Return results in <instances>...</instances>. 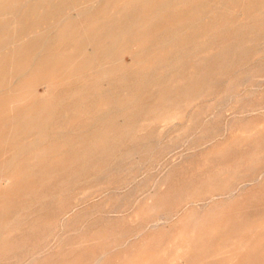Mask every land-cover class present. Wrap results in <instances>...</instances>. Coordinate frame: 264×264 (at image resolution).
Segmentation results:
<instances>
[{"label":"rangeland","instance_id":"1","mask_svg":"<svg viewBox=\"0 0 264 264\" xmlns=\"http://www.w3.org/2000/svg\"><path fill=\"white\" fill-rule=\"evenodd\" d=\"M78 1L0 0V264H264V0Z\"/></svg>","mask_w":264,"mask_h":264},{"label":"bare ground","instance_id":"2","mask_svg":"<svg viewBox=\"0 0 264 264\" xmlns=\"http://www.w3.org/2000/svg\"><path fill=\"white\" fill-rule=\"evenodd\" d=\"M23 1H24V0H23ZM81 1H82V0H81ZM155 1H156V0H155ZM166 1H167V0H166ZM26 2H27V1H26ZM26 2H25V4H26ZM31 2H32V1H31ZM57 2H58V1H57ZM59 2H61V1H59ZM62 2H63V1H62ZM66 2H67V0H66ZM72 2H73V1H72ZM78 2H80V0H79ZM104 2H105V1H104ZM4 3H5V2H4ZM40 3H41V2H40ZM83 3H86V2H83ZM90 3H91V2H90ZM161 3H163V2H161ZM166 3H169V2H165L164 5H165ZM20 4H21V3H20ZM20 4H19V5H20ZM58 4H59V3H58ZM58 4H57V5H58ZM79 4H80V3H79ZM79 4H78V6H79ZM152 4H153V3H152ZM152 4H151L150 6H152ZM0 5H1L3 8H7V6H6L5 4H3V3H1ZM32 5H33V4H32ZM54 5H55V4H53V6H54ZM61 5H63V3H62ZM64 5H65V4H64ZM67 5H68V4H67ZM73 5H74V4H73ZM164 5L161 4V6H163V7H164ZM20 6H21V5H20ZM55 6H56V5H55ZM58 6H60V5H58ZM69 6H70V4H69ZM82 6L84 7V5H82ZM97 6H98V3H97ZM138 6H141V5H138ZM142 6H143V5H142ZM21 7H22V6H21ZM60 7H62V6H60ZM148 7H149V6H148ZM50 8H51V6H50ZM161 8H162V7H161ZM18 9H19V8H18ZM20 9H21V8H20ZM47 9H48V8H47ZM57 9H58V8H57ZM60 9H62V8H60ZM60 9H59V10H60ZM70 9H71V8H70ZM84 9H85V8H84ZM101 9H102V8H101ZM130 9H131V8H130ZM154 9H155V8H154ZM154 9H153V11H154ZM156 9H157V8H156ZM45 10H46V9H45ZM54 10H55V9H54ZM65 10H66V9H65ZM99 10H100V7H99ZM159 10H160V9H159ZM16 11H17V10H16ZM60 11H61V10H60ZM60 11H59V15H61V14L63 13L62 11H61L62 13H60ZM150 11H151V10H150ZM5 12H6V11H5ZM19 12H20V11H19ZM53 12H54V11H53ZM53 12H52V14H53ZM64 12H65V11H64ZM69 12H70V11H69ZM45 13H46V12H45ZM45 13H44V16H45ZM71 13H72V12H71ZM155 13H156V12H155ZM32 14H33V13H32ZM41 14H42V13H41ZM48 14H49V12H48ZM55 14H56V13H55ZM68 14H69V13H68ZM68 14H67V15H68ZM94 14H95V13H94ZM94 14H92V16H94ZM98 14H99V12H98ZM124 14H125V13H124ZM150 14H151V13H150ZM152 14H153V13H152ZM3 15H4V13H3ZM13 15H15V14H13ZM17 15H18V13H17ZM42 15H43V14H42ZM59 15L57 14V17H58L57 19H59V21H60V17H61V16L59 17ZM63 15H65V14H63ZM31 16H32V15H31ZM46 16H47V15H46ZM50 16H51V15H50ZM50 16H48L47 18L51 19ZM65 16H66V15H65ZM69 16H70V15H69ZM86 16H87V15H86ZM86 16L84 15L85 18H86ZM96 16H97V15L95 14V17H96ZM121 16H122V15H121ZM121 16H120V17H121ZM12 17H13V16H12ZM41 17H42V16H41ZM53 17H54V16H53ZM62 17H63V16H62ZM62 17H61V18H62ZM82 17H83V16H82ZM88 17H89V15H88ZM90 17H91V16H90ZM95 17H94V18H95ZM99 17H100V16H99ZM151 17H152V15L150 16V18H151ZM0 18H1V17H0ZM13 18H14V17H13ZM43 18H44V17H43ZM55 18H56V17H55ZM72 18H73V17H72ZM4 19H5V18H4ZM10 19H11V18H10ZM45 19H46V18H45ZM62 19H63V18H62ZM95 19H96V18H95ZM95 19H93V17H92L90 20H91V21H92V20L94 21ZM16 20H18V18H17ZM20 20H21V19H19V21H20ZM25 20H26V19H24V21H25ZM33 20H34V19H33ZM39 20H40V19L36 20V22L38 23V24H37V28H40V27H42V26L44 27V25H45V24L47 23V21H48V20L45 21L46 23H45V24L43 23L42 26H40V25H41V22H38ZM54 20L56 21V19H54ZM64 20H65V19H64ZM88 20H89V19H88ZM90 20H89V21H90ZM150 20L152 21V18L149 19L148 22H151ZM11 21H12V20H11ZM11 21H10V24H12ZM43 21H44V20H43ZM43 21H42V22H43ZM49 21H50V20H49ZM57 21H58V20H57ZM59 21H58V22H59ZM62 21H63V20H62ZM85 21H87V19H86ZM98 21H99V20H98ZM100 21H101V20H100ZM102 21H104V20H102ZM0 22H2V21H0ZM3 22H4V21H3ZM32 22H33V21H32ZM34 22H35V21H34ZM60 22H61V21H60ZM60 22H59V23H60ZM69 22H70V21H69ZM73 22H74V21H73ZM82 22H84V21L82 20ZM132 22H133V20H132ZM4 23H5V22H4ZM4 23H2V24H4ZM6 23H9V22H6ZM13 23H14V22H13ZM39 23H40V25H39ZM51 23H53V22H51ZM86 23H87V22H86ZM101 23H102V22H101ZM130 23H131V22H130ZM183 23H184V22H183ZM28 24H29V21H28ZM33 24H34V23H33ZM61 24H62V23H61ZM87 24H89V23H87ZM98 24H99V22H98ZM105 24H106V23H104V26H105ZM124 24H125V23H124ZM124 24H123V26H126V24H125V25H124ZM262 24H263V23H262ZM0 25H1V23H0ZM7 25H9V24H7ZM7 25L4 26V28H5V27H8ZM17 25H18V24H17ZM38 25H39L40 27H38ZM57 25H58V23H57ZM85 25H86V24H85ZM85 25L83 26V28H85ZM113 25H114V24H113ZM156 25H158V24H156ZM165 25H166V24H165ZM179 25H180V24H179ZM2 26H3V25H2ZM45 26H46V25H45ZM55 26H56V24H55ZM99 26H100V24H99ZM99 26L96 25V27H99ZM107 26H108V25H107ZM114 26H116V25H114ZM114 26H113V27H114ZM129 26H131V25H129ZM166 26H167V25H166ZM176 26H177V25H176ZM27 27H28V26H27ZM58 27H59V26H58ZM71 27H72V26H71ZM71 27H70V28H71ZM108 27L111 28L112 26H108ZM161 27H162V26H161ZM168 27H169V26H168ZM33 28H34V27H33ZM51 28H53V27H51ZM55 28H56V27H55ZM114 28H116V27H114ZM118 28H119V27H118ZM121 28H122V27H121ZM125 28H126V27H125ZM171 28H173V26H172ZM171 28H170V29L168 28V31L171 30ZM0 29H1V27H0ZM10 29H12V28H10ZM25 29H26V28H25ZM49 29H50V28H49ZM49 29H48L47 31H49ZM56 29H57V28H56ZM68 29H69V28H68ZM78 29H79V28H78ZM119 29H120V28H119ZM123 29H124V28H123ZM158 29H159V27H158ZM164 29H165V28H164ZM164 29H163V31H164V33H165V30H164ZM19 30H20V29H19ZM21 30H22V29H21ZM27 30H29V29H27ZM31 30H32V29H31ZM39 30H40V29H39ZM41 30H42V29H41ZM50 30H51V29H50ZM82 30H83V29H82ZM95 30H97V29H95ZM105 30H106V29H105ZM116 30H117V29H116ZM116 30H114L115 32H114V35H113V36H115V37H116V35H115V34H116ZM173 30H174V29H173ZM1 31H2V30H1ZM13 31H14V30H13ZM13 31H11V32L13 33ZM34 31H35L34 33H36L37 29L34 30ZM61 31H62V30H61ZM80 31H81V29H80ZM107 31H108V30H107ZM168 31H167V32H168ZM17 32H18V31H17ZM22 32H23V31H22ZM22 32H19L20 36H24ZM26 32H27V31H26ZM45 32H46V31H45ZM66 32H67V31H66ZM121 32H122V31H119V33H121ZM158 32H159V31H158ZM161 32H162V31H161ZM174 32H175V31H174ZM176 32H177V31H176ZM261 32H262V31H261ZM15 33H16V32H15ZM21 33H22V35H21ZM32 33H33V31H32ZM39 33H40V32H39ZM60 33H61V32H60ZM77 33H78V31H77ZM103 33H105V32L103 31ZM112 33H113V32H112ZM119 33H118V34H119ZM142 33H143V32H142ZM146 33H147V32H146ZM152 33H153V32H152ZM156 33H157V32H156ZM171 33H172V32H171ZM17 34H18V33H17ZM25 34H26V33H25ZM37 34H38V33H36V35H37ZM49 34H50V33H49ZM66 34H68V33H66ZM118 34H117V35H118ZM122 34H123V33H122ZM140 34H141V33H140ZM166 34H167V33H165V35H166ZM169 34H170V33H169ZM172 34H173V33H172ZM172 34H171V35H172ZM174 34H175V33H174ZM15 35H16V34H15ZM43 35H44V34H43ZM55 35H56V34H55ZM102 35H103V34H102ZM102 35H101V36H102ZM119 35H120V34H119ZM161 35H162V34H161ZM177 35H178V34H177ZM26 36H28V34H27ZM96 36H98V35H96ZM101 36H100V37H101ZM106 36H107V37H110V36H112V35H111V34H109V35H108V34H107V35H104V37H106ZM149 36H151V35H149ZM166 36H167V35H166ZM174 36L176 37V35H174ZM174 36H173V37H174ZM50 37H51V36H50ZM117 37H118V36H117ZM141 37H143V36H141ZM161 37H162V36H161ZM167 37H168V36H167ZM10 38H11V37H10ZM10 38H9V39H10ZM13 38H16V37L13 35ZM17 38H18V36H17ZM19 38H20V37H19ZM48 38H49V37H48ZM56 38H57V37H56ZM95 38H97V37H95ZM102 38H103V37H102ZM119 38H120V36H119ZM157 38H158V37H157ZM9 39H8V40H9ZM21 39H22V38H21ZM38 39H39V38H38ZM87 39H88V38H87ZM91 39H92V38H91ZM114 39H115V38H114ZM116 39H117V38H116ZM116 39H115V40H116ZM158 39H159V38H158ZM171 39H172V38H171ZM175 39H176V38H175ZM14 40H15V42H16V39H14ZM55 40H56V39H55ZM98 40H99V38H98ZM109 40H110V39H109ZM112 40H113V39H112ZM119 40H120V39H119ZM168 40H169V39H168ZM168 40H167V41H168ZM37 41H38V40H37ZM47 41H48V40H47ZM94 41H95V40H94ZM103 41H104V40H103ZM106 41H107V39H106ZM116 41H117V40H116ZM163 41H164V39H163ZM169 41H171V40H169ZM169 41H168V42H169ZM172 41H173V39H172ZM198 41H199V40H198ZM9 42H10V41H9ZM12 42H14V41H12ZM12 42H11V43H12ZM17 42H18V41H17ZM20 42H21V40H19V43H20ZM35 42H36V41H35ZM41 42L43 43V41H41ZM48 42H49V41H48ZM101 42H102V41H101ZM101 42H100V43H101ZM140 42H141V41H140ZM140 42H139V43H140ZM161 42H162V41H161ZM168 42L166 43L167 45H168ZM52 43H54V41H53ZM84 43H85V42H84ZM84 43H83V44H84ZM87 43L89 44V42H87ZM139 43H138V44H139ZM164 43H165V42H164ZM170 43H171V42H170ZM251 43H252V42H251ZM4 44H5V42H4ZM20 44H23V43L21 42ZM36 44H38V43H36ZM36 44H35V45H36ZM45 44H46V43H45ZM45 44H44V45H45ZM88 44L85 45V46L89 47ZM90 44H91V43H90ZM93 44H94V43H92V46H93ZM47 45H48V44H47ZM47 45H46V46H47ZM52 45H53V44H52ZM52 45H50V47H51ZM141 45H142V47H143V44H142V43H141ZM154 45H155V44H154ZM2 46H3V45H2ZM5 46H8V45L6 44ZM10 46H11V45H10ZM36 46H37V45H36ZM94 46H95V44H94ZM165 46H166V45H165ZM165 46L163 45V47H165ZM3 47H4V46H3ZM3 47H2V48H3ZM18 47H19V45H18ZM18 47H17V48H18ZM38 47H40V46H38ZM87 47H86V48H87ZM144 47H146V45H145ZM161 47H162V46H161ZM169 47H170V46H169ZM2 48H1V49H2ZM31 48H32V46H31ZM33 48H34V47H33ZM44 48H45V46H44ZM138 48H140V47H138ZM158 48H160V47H158ZM165 48H166V47H165ZM28 49H29V48H28ZM34 49H35V48H34ZM45 49L47 50V49H49V48L46 47ZM55 49H56V48H55ZM110 49H111V51H112L113 47H112V48L110 47ZM17 50H18V49H17ZM17 50H16V51L14 50V51H15V54H16ZM31 50H33V49H31ZM35 50H36V49H35ZM35 50H34V51H35ZM40 50H41V49H40ZM51 50H52V49H51ZM101 50H102V49H101ZM153 50H154V49H153ZM44 51H45V50H44ZM107 51H108V53H109V49H108ZM107 51H106V52H107ZM151 51H152V50H151ZM12 52H13V51H12ZM41 52H42V51H41ZM10 53H11V52H10ZM10 53L8 54L9 56H10ZM46 53H47V52H46ZM52 53H54V52H52ZM57 53H58V52H57ZM75 53H76V52H75ZM75 53H74V54H75ZM96 53H97V52H96ZM96 53H95V54H96ZM110 53H111V52H110ZM134 53H135V52H134ZM134 53H133V54H134ZM136 53L138 54V52H136ZM146 53H147V52H146ZM149 53H150V52H149ZM149 53H148V54H149ZM19 54H20V53H19ZM38 54H40V53H38ZM50 54H51V53H50ZM95 54H94V55H95ZM101 54H102V53H101ZM101 54H100V55H101ZM106 54H107V53H106ZM148 54H147V55H148ZM32 55H33V54H32ZM32 55H31V56H32ZM34 55H35V54H34ZM40 55H43V53L40 54ZM83 55H84V54H83ZM100 55H99V56H100ZM108 55H110V54H108ZM139 55H141V54L139 53L138 56H139ZM36 56H37V53H36ZM36 56H32V57H36ZM79 56H80V55H79ZM79 56H78V57H79ZM102 56H104V55H102ZM141 56H142V55H141ZM141 56H139V57H141ZM145 56H146V55H145ZM158 56H159V55H158ZM12 57H15V56H12ZM78 57H76V58H78ZM134 57H135V55H134ZM143 57H144V56H143ZM17 58H18V56L15 57V59H17ZM101 58H102V57H101ZM103 58H104V57H103ZM137 58H138V57H137ZM160 58H162V57H160ZM223 58H224V57H223ZM5 59H8V57L5 58ZM33 59L35 60V59H37V58H33ZM33 59H32V60H33ZM79 59H80V58H79ZM153 59H155V58H153ZM158 59H159V58H158ZM1 60H3V59L1 58ZM34 60L32 61L33 63H34ZM172 60H173V59H172ZM172 60H171V61H172ZM73 61H74V60H73ZM73 61H72V62H73ZM162 61H163V60H162ZM175 61H176V60H175ZM4 62H5V61H4ZM4 62H2V64H3ZM9 62H10V61H8V63H9ZM32 62H31V63H32ZM66 62H67V61H66ZM161 63H162V62H161ZM64 64H65V62H64ZM101 64H102V63H101ZM115 64H116V63H115ZM148 64H149V62H148ZM148 64H146V65H148ZM157 64H158V63H157ZM159 64H160V63H159ZM28 65H29V64H28ZM155 65H156V64H155ZM3 66H4V64H3ZM8 66H10V63H9ZM30 66H31V65H30ZM117 66H118V65H117ZM152 66H153V65H151V67H152ZM162 66H163V65H162ZM165 66H166V65H165ZM178 66H179V65H178ZM198 66H199V65H198ZM151 67H150V68H151ZM163 67H164V66H163ZM163 67H162V68H163ZM160 68H161V67H160ZM82 69H83V68H82ZM147 69H148V68H147ZM158 69H159V67H158ZM174 69H175V68H174ZM169 70H170V69H169ZM64 71H65V69H64ZM81 71H82V70H81ZM149 71H150V70H149ZM171 71H174V70H171ZM171 71H170V73H172ZM5 72H6V71H5ZM5 72H4V73H5ZM66 72H68V71H66ZM66 72H65V73H66ZM113 72H114V71H113ZM167 72H168V71H167ZM4 73H2L1 75H3ZM68 73H69V72H68ZM80 73H81V72H80ZM104 73H105V71H104ZM110 73H112V71H111ZM110 73H109V74H110ZM213 73H215V72H213ZM61 74H62V73H61ZM59 75H60V74H59ZM104 75H105V78H106V74H104ZM104 75H103V77H104ZM116 75H117V74H116ZM213 75H214V74H213ZM117 76H118V75H117ZM214 76H215V75H214ZM1 77H2V76H0V79H1ZM103 77H102V79H103ZM112 77H113V76H112ZM112 77L110 76V78H112ZM3 78H4V77H3ZM171 78H173V77H171ZM171 78H170V81L172 80ZM173 79H175V78H173ZM4 80H5V79H4ZM4 80H2V81H4ZM98 80H99V79H98ZM106 80H108V78H107ZM111 80H112V79H111ZM176 80H177V78H176ZM102 81H105V80H102ZM172 81H173V80H172ZM166 82H167V84H168V81H167V80H166ZM175 82H177V81H175ZM175 82L173 81V83H175ZM1 83H2V82H1ZM102 83H103V82H102ZM162 83H163V82H162ZM98 84H99V82H98ZM163 84H164V83H163ZM165 84H166V83H165ZM169 84L171 85V83H169ZM0 85H1V84H0ZM170 85H169V86H170ZM172 85H173V84H172ZM172 85H171V86H172ZM187 88H188V87H187ZM187 88L185 87V90H187ZM12 89H13V88H12ZM14 89H15V88H14ZM16 89H17V88H16ZM16 89H15V90H16ZM82 90H83V89H80V91H82ZM9 91H10V89H9ZM9 91H8V92H9ZM16 91H17V90H16ZM84 91H85V89H84ZM84 91L82 92L83 94H84ZM13 92H14V91H13ZM1 93H2V92H1ZM11 93H12V92H11ZM66 93H67V92H66ZM78 93H79V92H78ZM78 93H77V94H78ZM2 94H3V93H2ZM4 94H5V93H4ZM6 94H7V93H6ZM6 94H5V95H6ZM16 94H17V93H16ZM18 94H19V93H18ZM80 94H81V93H80ZM83 94H82V95H83ZM162 94H164V92H163ZM166 94H167V93H166ZM62 95H63V94H62ZM82 95H81V96H82ZM167 95H168V94H167ZM7 96H8V95H7ZM10 96H12V95H10ZM13 96H15V95H13ZM18 96H20V95H18ZM55 96H57V95H55ZM63 96H65V94H64ZM71 96H72V95H71ZM71 96H70V97H71ZM81 96H80V97H81ZM163 96H164V95H163ZM176 96H178V93H177ZM179 96H180V95H179ZM179 96H178V97H179ZM4 97H5V96H4ZM8 97H9V96H8ZM15 97H17V96H15ZM15 97H14V99H15ZM59 97L64 99V97H61V95H60ZM74 97L77 98L78 95H74L73 97H71V100L74 99ZM1 98H2V97H1ZM9 98H11V97H9ZM9 98H8V99H9ZM53 98H54V97H53ZM76 98H75V99H76ZM165 98H166V97H165ZM165 98H163V100L160 99V100L163 101V104H162V105H164ZM168 98H169V97H168ZM170 98H171V97H170ZM174 98H175V97H173L172 99L174 100ZM2 99H3V98H2ZM4 99H6V97H5ZM4 99L2 100L3 102H4ZM11 99H13V97H12ZM83 99H84V98H82V100H83ZM166 99H167V98H166ZM175 99H176V98H175ZM54 100H55V99H54ZM54 100H53V101H54ZM58 100H60V99H58ZM61 100H62V99H61ZM61 100H60V102H61ZM77 100H78V99H77ZM79 100H80V98H79ZM79 100H78V103H79ZM168 100H170V99H168ZM179 100H180V98H179ZM8 101H9V100H8ZM11 101H12V100H11ZM73 101H74V100H73ZM176 101L178 102L177 99H176ZM176 101H175V102H176ZM3 102H1V103H3ZM5 102H6V100H5ZM62 102H63V101H62ZM62 102H61V103H62ZM70 102H72V101H70ZM74 102H75V101H74ZM81 102H83V101H80L79 105H81ZM96 102H97V101H96ZM96 102H95V103H96ZM99 102H100V101H99ZM166 102H169V101L166 100ZM175 102H174V103H175ZM6 103H7V102H6ZM6 103H5V104H6ZM58 103H59V102L57 101V104H58ZM66 103L68 104V101H66ZM75 103H76V102H75ZM75 103H72V104L75 105ZM83 103H84V102H83ZM52 104L54 105V103H52ZM64 104H65V103H64ZM69 104H71V103H69ZM69 104L66 105L65 108H67V106H69ZM72 104H71V105H72ZM96 104H97V103H96ZM53 105H51V108H53V107H52ZM58 105H60V103H59ZM62 105H63V104H61V106H62ZM82 105H84V104H82ZM162 105H161V106H162ZM168 105H169V103H168ZM168 105H164V106L167 107ZM170 105H171V104H170ZM170 105H169V106H170ZM172 105H173V102H172ZM172 105H171V108L173 107ZM177 105H178V104L175 103V106H177ZM0 106H1V105H0ZM2 106H3V105H2ZM63 106H64V105H63ZM63 106H62L61 108H63ZM86 106H87V105H86ZM175 106H174V108H175ZM40 107H41V106H40ZM72 107H73V105H72ZM77 107H78V106H77ZM87 107H88V106H87ZM87 107H84V108H87ZM96 107H97V106H96ZM96 107H93V109H95ZM162 107H163V106H162ZM166 107H165V108H166ZM54 108H55V107H54ZM54 108H53V109H54ZM59 108H60V107H59ZM61 108H60V109H61ZM65 108H64V109H65ZM79 108L82 110L83 107H82V108L79 107ZM88 108H89V107H88ZM171 108H170V109H171ZM34 109H35V108H34ZM57 109H58V107H57ZM70 109H71V108H70ZM77 109H78V108H77ZM166 109L168 110L169 108H166ZM17 110H18V109H17ZM47 110H48V109H47ZM54 110H55V109H54ZM67 110H69V109H67ZM84 110H85V109H84ZM86 110L88 111V109H86ZM90 110H92V109H90ZM90 110H89V111H90ZM120 110H121V109H120ZM171 110H172V109H171ZM33 111H34V110H33ZM35 111H36V110H35ZM63 111H65V110H63ZM63 111H62V112H63ZM87 111H86V112H87ZM118 111H119V109H118ZM163 111H165V110H163ZM168 111H169V110H168ZM44 112H47V111H43V114H45ZM51 112H52V111H51ZM51 112H50V114L53 113V112H52V113H51ZM20 113H21V111H19L18 116L20 115ZM32 113H33V112H32ZM32 113H30V114H32ZM63 113H64V112H63ZM68 113L70 114L69 111H68ZM68 113H67V114H68ZM168 113H169V112H168ZM168 113H167V115L170 114V113H169V114H168ZM33 114H34V113H33ZM69 114H68V115H69ZM14 115H15V114H13V116H14ZM46 115H47V114H46ZM52 115H53V114H52ZM56 115H58V114L56 113ZM164 115H165V114H164ZM18 116H15V117H18ZM48 116H49V115H48ZM196 116H197V115H196ZM2 117H5V116H2ZM44 117H45V116H44ZM44 117L42 116V119H44ZM50 117H51V119L53 118L51 115H50ZM67 117H69V116H67ZM56 118H57V116H56ZM58 118H59V117H58ZM12 119H13V118H12ZM1 120H2V119H1ZM14 120H16V119H14ZM10 121H11V120H10ZM22 121H24V120H22ZM39 121H40V120H39ZM49 121H50V120H49ZM1 122H2V121H1ZM4 122L6 123V121H4ZM41 122H42V121H41ZM41 122H39V123L41 124ZM5 123H4V124H5ZM39 123H38V125H39ZM42 123H43V122H42ZM24 124H25V123H24ZM34 124H36V123H34ZM34 124H33V125H34ZM44 124H45V123H44ZM79 124H80V123H79ZM81 124H82V123H81ZM26 126H27V124H26ZM31 126H32V124H31ZM39 126H40V125H39ZM54 126H56V125H54ZM70 126H71V125H70ZM79 126H80V125H79ZM21 127H22V124H21ZM23 127H24V126H23ZM42 127H43V125H42ZM32 128H33V127H32ZM39 128H40V127H39ZM39 128H38V129H39ZM48 129H49V126H48ZM67 129H71V128L68 127ZM67 129H66V131H67ZM79 129H82V128H78V131H80ZM98 129H99V128H98ZM39 130H41V129H39ZM53 130H54V129H53ZM55 130L58 131L57 129H55ZM60 130H61V129H60ZM34 131H36V130H34ZM41 131H42V130H41ZM49 131H50V130H48V131H46V132H49ZM51 131H52V129H51ZM51 131H50V132H51ZM68 131H70V130H68ZM98 131H99V130H98ZM36 132H37V131H36ZM36 132H34V133H36ZM62 132H63V131H62ZM1 133H2V132H1ZM26 133H27V132H26ZM34 133H33V134H34ZM40 133H42V132H40ZM33 134H32V135H33ZM47 134H48V135H47ZM47 134H45V135L47 136V138H49V137L52 135V134H49V133H47ZM53 134H54V133H53ZM61 134H62V133H61ZM100 134H102V133H100ZM38 135H40V134H38ZM38 135H37V136H38ZM49 135H50V136H49ZM58 135H60V133H59ZM68 135H69V134H68ZM68 135H67V136H68ZM107 135H108V134H107ZM2 136H3V135H2ZM2 136H1V137H2ZM24 136H26V135H24ZM24 136H23V137H24ZM35 136H36V135H35ZM35 136H34V137H35ZM63 136H64V135H63ZM63 136L61 135V138H62ZM98 136H99V134H98ZM104 136L106 137V134H105ZM104 136H103V137H104ZM54 137H57V136H54ZM58 137H59V136H58ZM77 137H78V135H77ZM80 137H81V135H80ZM95 137H96V136H95ZM66 138H67V137H66ZM66 138H65V139H66ZM85 138H86V137H85ZM85 138H84V139H85ZM36 139L38 140L37 137H36ZM42 139H43V138H42ZM42 139H41V140H42ZM45 139H46V138H45ZM45 139H43V142L45 141ZM52 139H53V138H52ZM67 139H68V138H67ZM78 139H79V138H78ZM101 139H103V138H101ZM101 139L99 138V140H101ZM32 140H33V138H32ZM34 140H35V139H34ZM37 140H36V141H37ZM46 140H47V139H46ZM53 140H54V139H53ZM56 140H57V139H56ZM94 140H95V139H94ZM99 140H98V142H101V141H99ZM104 140H105V138H104ZM104 140H102V141H104ZM5 141H6V140H5ZM29 141H30V140H29ZM63 141H64V140H63ZM74 141H75V140H74ZM92 141H93V140H92ZM9 142H10V141H9ZM30 142H31V143H30ZM30 142H29V146H30V144H32V141H30ZM33 142H34V141H33ZM37 142H38V141H37ZM52 142H53V141H52ZM52 142L50 141V144H51ZM84 142H85V141H84ZM26 143H27V142H26ZM41 143H42V141H41ZM92 143H93V142H92ZM27 144H28V143H27ZM39 144H40V143H39ZM56 144H57V143H56ZM71 144H73L72 141H71ZM82 144H83V143H82ZM6 145H7V144H6ZM25 145H26V144H25ZM25 145H24V146L21 145V146H23V147L21 148V150L25 147ZM86 145H87V144H86ZM7 146H8V145H7ZM21 146H19V147H21ZM29 146H28V148H29ZM36 146H37V145H36ZM36 146H35V147H36ZM68 146H69V144H68ZM80 146L82 147V145H80ZM84 146H85V145H84ZM87 146L90 147V145H87ZM0 147H1V146H0ZM3 147H5V146H3ZM26 148H27V147H26ZM33 148H34V147H33ZM61 148H62V147H61ZM76 148H77V147H76ZM78 148H79V147H78ZM82 148H83V147H82ZM91 148H92V147H91ZM29 149H30V148H29ZM68 149H69V148H68ZM70 149H71V148H70ZM83 149H85V148H83ZM1 150H2V148H1ZM24 150H25V149H24ZM31 150H32V149H31ZM60 150H61V149H60ZM63 150H64V149H62V151H63ZM79 150H81V149H79ZM18 151H19V150H18ZM22 151H23V150H22ZM62 151H61V152H62ZM64 151H66V150H64ZM75 151H76V150H75ZM15 152H16V151H15ZM19 152H20V151H19ZM24 152H26V151H24ZM30 152H31V151H30ZM33 152H37V151L33 149ZM58 152H60V151H58ZM58 152H57V153H58ZM73 152H74V150H73ZM78 152H79V151H78ZM82 152H83V151H82ZM0 153H1V152H0ZM5 153H6V151H5ZM26 153H27V152H26ZM37 153H38V152H37ZM37 153H35V156H37V155H36ZM129 153H130V152H129ZM14 154H15V153H14ZM14 154H13V156H14ZM53 154H54V153H52L51 155H53ZM70 154H71V153H70ZM70 154H68V155H69L68 157H70V156L72 155V154H71V155H70ZM16 155H17V154H16ZM18 155H19V154H18ZM29 155H30V154H29ZM40 155H41V154H40ZM40 155H38V156H40ZM51 155H49V157H51ZM78 155H80V154H78ZM78 155H77V157H78ZM35 156H34V157H35ZM32 157H33V156H32ZM46 157H47V155H46ZM62 157H63V156H62ZM64 157H65V156H64ZM68 157H67V160H65L66 162H67V161L69 162V161H71V159H72V158H71L70 160H68ZM5 158H6V157H5ZM7 158H8V157H7ZM12 158H13V157H12ZM28 158H30V157L28 156ZM60 158H61V157H60ZM75 158H76V154H75L74 159H75ZM45 159H46V158H45ZM76 159H77V158H76ZM76 159H75V160H76ZM41 160H42V159H41ZM57 160H58V159H57ZM57 160H56V161H57ZM63 160H64V158H63ZM9 161H10V160H9ZM12 161H13V159H12ZM26 162H27V161H26ZM47 162H49V161H47ZM71 162H72V161H71ZM34 163H35V162H34ZM44 163H45V162H44ZM59 163H60V161H59ZM69 163H70V162H69ZM69 163H68V164H69ZM73 163H74V161H73ZM233 163H235V162H233ZM233 163H232V165H234ZM7 164H8V160H7ZM7 164H5V165H7ZM10 164H11V163H10ZM30 164H31V162H30ZM60 164H61V163H60ZM229 164H230V163H229ZM235 164H236V163H235ZM44 165H45V164H44ZM44 165H43V168H44ZM47 165H48V163H47ZM62 165L64 166V164H61V166H62ZM69 165H70V164H69ZM230 165H231V164H230ZM232 165H231V168L229 167V168H230V172H231V170H233ZM10 166H11V165H10ZM20 166H22V164H21ZM61 166H60V168H61ZM87 166H88V165H87ZM25 167H26V166H25ZM224 167H225V166H224ZM224 167H223V168H224ZM234 167H235V166H234ZM6 168H8V167H6ZM6 168H5V169H6ZM19 168H20V167H19ZM53 168H54V167H52V169H53ZM67 168H69V167H67ZM223 168H222V169H223ZM0 169H1V167H0ZM5 169H4V170H5ZM52 169H51V166H50V168H49L48 170H52ZM54 169H56V168H54ZM54 169L52 170L53 172H54ZM64 169H66V166H65ZM4 170L1 169V171H3V173H4ZM40 170H41V169H40ZM48 170H47V171H48ZM227 170H228V169H227ZM6 171H8V170H6ZM33 171H35V170H33ZM55 171H56V170H55ZM58 171H59V170H58ZM224 171H226V170H224ZM258 171H259V170H258ZM39 172H40V171H39ZM45 172H46V171H45ZM45 172H44V173H45ZM219 172H222V170L220 169ZM227 172H228V171H227ZM230 172H228V174H229ZM3 173H1V174H3ZM5 173H6V172H5ZM7 173H8V172H7ZM28 173H29V172H28ZM30 173H31V171H30ZM48 173H49V171H48ZM48 173H47V174H48ZM58 173H59V172H58ZM24 174H25V173H24ZM36 174H37V173H36ZM45 174H46V173H45ZM45 174H44L43 178L46 177ZM47 174H46V175H47ZM226 174H227V173H226ZM263 174H264V173H263ZM4 175H5V174L0 175V178H1V179H5V176H4ZM37 175L39 176V173H38ZM37 175H36V176H37ZM55 175H56V174H55ZM214 176H215V175H214ZM227 176H228V175H227ZM227 176H225L224 178H226ZM53 177H54V176H53ZM37 178H38V177H37ZM41 178H42V177H41ZM212 178H213V177H212ZM214 178H215V177H214ZM1 179H0V181H1ZM18 179H19V178H18ZM21 179H22V178H21ZM39 179H40V177H39ZM45 179H46V178H45ZM56 179H57V178H56ZM87 179H88V178H87ZM15 180H16V179H15ZM15 180H14V181L12 180V181L14 182V184H15V182H16ZM42 180H43V179H42ZM12 181H11V182H12ZM17 181H18V180H17ZM13 182H12V183H13ZM41 182H42V181H41ZM58 182H60V180H59ZM57 184H58V183H57ZM12 185H13V184H12ZM39 185H40V184H39ZM10 186H11V185H10ZM30 188L32 189V186H31ZM30 188H29V189L27 188V190H28L29 192H30ZM3 189H4V188H3ZM8 189H9V188H8ZM23 189H25V188H23ZM33 189H34V188H33ZM33 189H32V190H33ZM37 189H38V188H37ZM40 189H41V188H40ZM20 190H21V189H20ZM34 190H35V189H34ZM34 190H33V191H34ZM70 190H71V189H70ZM24 191H25V190H24ZM7 192H8V191H7ZM20 192H22V190H21ZM20 192H19V194H20ZM26 192H27V191H26ZM29 192H28V194L30 195ZM40 192H41V191H40ZM40 192H38V190H37V193H39V195H40ZM234 192H235V191H234ZM56 193H57V192H56ZM60 193H61V192H60ZM60 193H59V194H60ZM231 193H232V192H231ZM3 194H4V193H3ZM21 194H23V193H21ZM26 194H27V193H26ZM35 194H36V193H35ZM57 194H58V193H57ZM232 194H234V193H232ZM29 195H28V196H29ZM46 195H48V194H46ZM53 195H54V194H53ZM221 195H222V194H221ZM224 195H225V194H224ZM20 196H22V195H20ZM49 196H50V195H48V197H49ZM56 196L58 197L59 195H56ZM214 196H215V195H214ZM3 197H5V196L3 195ZM41 197H42V196H41ZM50 197H51V196H50ZM50 197H49V198H50ZM53 197H54V196H53ZM151 197H152V196H151ZM0 198H2V197H0ZM11 198H12V197H11ZM16 198H17V197H16ZM20 198H21V197H20ZM20 198H19V199H20ZM25 198H27V197L25 196ZM39 198H40V197H39ZM43 198H44V197H43ZM152 198H154V196H153ZM13 199H14V198H13ZM19 199H18V200H19ZM23 199H24V198H23ZM23 199H21V200H23ZM44 199L46 200L47 197H45ZM54 199H57V198H54ZM24 200L26 201L27 199H24ZM24 200H23V201H24ZM30 200H32V199H30ZM38 200H39V199H38ZM40 200H41V199H40ZM45 200H43V201H45ZM50 200H51V198H50ZM152 200H154V199H152ZM155 200H160V199H159V198L157 199V197H156ZM2 201H3V200H2ZM2 201H0V203H2ZM23 201H22V203H23ZM25 201H24V202H25ZM48 201H49V200H48ZM55 201H56V200H55ZM7 202H8V201H7ZM7 202H5V203H7ZM16 202H17V201H16ZM18 202H19V201H18ZM20 202H21V201H20ZM26 202H28V200H27ZM38 202H39V201H38ZM38 202H36V203H38ZM50 202H51V201H50ZM158 202H159V204H160V201H158ZM5 203H4V204H5ZM29 203H33V201H32V202H29ZM36 203H35V204H36ZM44 203H45V202H44ZM53 203H54V202H53ZM156 203H157V202H156ZM50 204H52V203H50ZM150 204H151V202H150ZM159 204L157 203L156 205H159ZM1 205H2V204H1ZM19 205H20V203H19ZM19 205H18V206H19ZM27 205H29V204H27ZM27 205L25 204V206H27ZM31 205H32V204H31ZM36 205H37V204H36ZM44 205H46V203H45ZM5 206H7V205H5ZM25 206H24V207H25ZM41 206L44 207L42 204H41ZM153 206H154V204H153ZM19 207H20V206H19ZM24 207H22V208H24ZM27 207H28V206H27ZM33 207H34V206H33ZM239 207H240V206H239ZM17 208H18V207H17ZM237 208H238V207H237ZM4 209H5V208H4ZM239 209H240V208H239ZM244 209H245V208H244ZM14 210H16V209H14ZM23 210H24V209H23ZM25 210H26V209H25ZM247 210H248V209H247ZM247 210H246V211H247ZM17 211H18V210H17ZM20 211H22V210H20ZM37 211H38V210H37ZM41 211H42V210H39V212H41ZM235 211H237V209H236ZM235 211H232V212L235 213ZM250 211H252V210H250ZM31 212H32V211H31ZM237 212H238V211H237ZM241 212H242V211H241ZM247 212H249V210H248ZM252 212H253V211H252ZM257 212H258V211H257ZM13 213H14V211H13ZM138 213H140V212H138ZM239 213H240V212H239ZM16 214H19V213H16ZM34 215H35V212H34ZM34 215H33V216H34ZM239 215H240V214H239ZM244 215H245V214H244ZM249 215H250V214H249ZM252 215H254V213H253ZM252 215H251V216H252ZM25 216H26V215H25ZM27 216H28V214H27ZM27 216H26V217H27ZM29 216H30V214H29ZM33 216H32V217H33ZM236 216H237V215H236ZM11 217H12V216H11ZM21 217L23 218V216H21ZM195 217H196V216H195ZM240 217H241V219L239 220V222L242 220L243 215H242V216L240 215ZM248 217L250 218V216H248ZM258 217H259V215L257 216V218H258ZM14 218H18V217L16 216V217H14ZM24 218H25V217H24ZM27 218H28V217H27ZM33 218H34V217H33ZM33 218H32V219H33ZM36 218H37V217H36ZM232 218H233V217H232ZM244 218H246V216H244ZM244 218H243V219H244ZM20 219H21V218H18V220H20ZM25 219H26V218H25ZM25 219H24V220H25ZM251 219H252V218H251ZM253 219H254V218H253ZM255 219H256V218H255ZM2 220H3V219H2ZM2 220H1V221H2ZM9 220H10V219H9ZM12 220H13V218H12ZM37 220H38V218H37ZM162 220H163V219H162ZM189 220H190V219H189ZM200 220H201V219H200ZM231 220H232V219H231ZM237 220H238V219H237ZM245 220H246V219H245ZM249 220H250V219H249ZM249 220H248V222H249ZM256 220H257V219H256ZM7 221H8V220H7ZM28 221H29V220H28ZM35 221H36V220H35ZM35 221H34V223H35ZM39 221H40V220H39ZM232 221H233V220H232ZM250 221H251V220H250ZM4 222L7 223L6 220L3 221V224H4V225H5ZM9 222H10V221H9ZM16 222H17V221H16ZM18 222H19V221H18ZM18 222H17V223H18ZM29 222H31V221H29ZM29 222H28V223H29ZM36 222H37V221H36ZM163 222H165V221H163ZM163 222H162V223H163ZM248 222H247V223H248ZM1 223H2V222H1ZM23 223H24V222H23ZM187 223H188V222H187ZM237 223H238V222H237ZM237 223H236V224H237ZM11 224H12V223H10V225L8 226V228H9L10 226L13 227ZM13 224H14V222H13ZM15 224H16V223H15ZM39 224H40V223H39ZM233 224H234V223H233ZM236 224H235V226H236ZM245 224H246V222H245ZM6 225H7V224H6ZM22 225H23V224H22ZM33 225H34V224H33ZM188 225H189V223H188ZM240 225H241V224H240ZM250 225L252 226V224H250ZM17 226H18V225H15V227H17ZM34 226H35V225H34ZM197 226H198V225H197ZM245 226H246V225H245ZM245 226H242V227H245ZM248 226H249V225H248ZM11 227H10V228H11ZM31 227H32V226H31ZM200 227H201V226H200ZM2 228H3V227H2ZM2 228H1V230H2ZM29 228H30V227H29ZM34 228H35V227H34ZM208 228H209V227H208ZM3 229H4V228H3ZM6 229H7V228H6ZM36 229H38V228L36 227ZM36 229H35V230H36ZM39 229H40V227H39ZM39 229H38V230H39ZM42 229H43V228H42ZM198 229H199V228H198ZM203 229H205V228H203ZM20 230H21V229H20ZM29 230H30V229H29ZM29 230H27L28 233L31 232L32 229H31L30 231H29ZM35 230H33V231H35ZM181 230H182V229H181ZM195 230H196V229H195ZM207 230H208V229H207ZM207 230H206V231H207ZM227 230H228V229H227ZM234 230H235V229H234ZM236 230H237V229H236ZM24 231H26V230H24ZM193 232H194V231H193ZM225 232H226V230H225ZM0 233H1V232H0ZM5 233H6V232H5ZM28 233H27V234H28ZM31 233H32V232H31ZM175 233H176V232H175ZM236 233H237V232H236ZM238 233H239V232H238ZM238 233H237V235H239ZM25 234H26V233H25ZM170 234H171V233H170ZM179 234H180V233H179ZM198 234H199V232H198ZM200 234H201V230H200ZM203 234H204V233H203ZM31 235L35 236V234H31ZM37 235H39V234H37ZM174 235H176V234H174ZM28 236H29V235H28ZM171 236H172V235H171ZM171 236H170V237H171ZM188 236H189V237H187V239L190 238V236L194 237L192 234H191V235L189 234ZM199 236H201V235H199ZM199 236H198V237H199ZM220 236H221V233H220ZM220 236H219V237H220ZM224 236H226V235H224ZM227 236H228V235H227ZM25 237H26V236H25ZM90 237H91V236H90ZM255 237H256V236H255ZM87 238H89V237H87ZM92 238H93V237H91V239H92ZM103 238H105V237H103ZM162 238H163V237H162ZM199 238H200V237H199ZM205 238H206V237H205ZM209 238H210V237H209ZM26 239H27V238H26ZM29 239H30V238H29ZM91 239H90V240H91ZM110 239H111V238H110ZM168 239H169V238H168ZM170 239H172V237H171ZM178 239H179V238H178ZM185 239H186V238H185ZM185 239H184V241H185ZM190 239H191V238H190ZM194 239H195V238H194ZM194 239H193V241H192V240H191V241L194 242V241H195ZM83 240H84V239H83ZM104 240H105V239H104ZM108 240H109V239H108ZM204 240H205V239H204ZM2 241H3V240H2ZM12 241H14V240H12ZM12 241H11V243H12ZM114 241H115V240H114ZM148 241H150V240H148ZM170 241H171V240H170ZM175 241H176V240H175ZM175 241H174V242H175ZM188 241H189V240H188ZM191 241H190V242H191ZM15 242L17 243L18 241L16 240ZM85 242H86V241H85ZM87 242H88V241H87ZM110 242H111V241H110ZM144 242H146V241H144ZM156 242H157V241H156ZM156 242H155V244H156ZM176 242H177V241H176ZM231 242H232V241H231ZM0 243H2V242H1V239H0ZM114 243L116 244V242H114ZM147 243H148V242H147ZM147 243H146V244H147ZM150 243H151V242H150ZM204 243H205V242H204ZM224 243H226V242H224ZM9 244H10V243H9ZM142 244H143V243H142ZM146 244H145V245H146ZM0 245H1V244H0ZM145 245H144L143 248H145ZM13 246H14V245H13ZM109 246H111V245H109ZM112 246H113V245H112ZM141 246H142V245H141ZM141 246H140V247H141ZM146 246H147V245H146ZM166 246H167V245H166ZM221 246H222V245H221ZM11 247H12V246H11ZM140 247H139V248H140ZM152 247H153V246H152ZM176 247H177V246H176ZM106 248H107V247H106ZM139 248H138V250H139ZM146 248H147V247H146ZM146 248H145V249H146ZM0 249H1V248H0ZM8 249H9V248H8ZM8 249H7V250H8ZM10 249H11V248H10ZM101 249H102V248H101ZM107 249H108V248H107ZM147 249H149V248H147ZM170 249H171V248H170ZM209 249H210V248H209ZM219 249H220V248H219ZM219 249H218V250H219ZM246 249H247V248H246ZM3 250H4V249H3ZM132 251H133V250H132ZM132 251H131V252H132ZM142 251H143V250H141V252H142ZM172 251L174 252V250H172ZM1 252H2V251H1ZM67 252H68V251H67ZM143 252H144V251H143ZM143 252H142V253H143ZM3 253H4V252H3ZM124 253H125V252H124ZM249 253H250V251H249ZM0 254H1V253H0ZM82 254L84 255V252H83V253H80V255H82ZM126 254H127V253H126ZM126 254H125V256H126ZM129 254H130V253H129ZM138 254H139V253H138ZM179 254H180V253H179ZM123 255H124V254H123V252H122V256H123ZM127 255H128V254H127ZM139 255H141V253H140ZM197 255H198V254H197ZM211 255H212V253H211ZM1 256H2V255H1ZM76 256H77V255H76ZM114 256H115V255H114ZM125 256H124V257H125ZM82 257H84V256H82ZM101 257H102V256H101ZM124 257H123V258H124ZM196 257H199V256H196ZM79 258H80V256H79ZM79 258H78V259H79ZM120 258H121V257H120ZM123 258H122V260H123ZM189 258H190V257H189ZM189 258H188V259H189ZM60 259H62V258H60ZM64 259H66V258H64ZM76 259H77V258H76ZM83 259H84V258H83ZM83 259H82V260H83ZM191 259H192V258H191ZM191 259H189V260H191ZM199 259H200V258H199ZM73 260H74V259H73ZM79 260H80V259H79ZM115 260H117V258H115ZM115 260H112V262L115 261ZM118 260H119V259H118ZM189 260H188V261H189ZM201 260H202V259H201ZM206 260H207V259H206ZM260 260H262V259H260ZM60 261H61V260H60ZM64 261L67 262L66 260H64ZM120 261H121V260H120ZM198 261H199V260H198ZM198 261H197V262H198ZM65 262H64V264H65ZM76 262H77V261H76ZM92 262H93V261H92ZM101 262H102V261H101ZM118 262H119V261H118ZM256 262H257V260H256ZM263 262H264V261H263ZM24 263H25V261H24ZM58 263H59V262H58ZM72 263H73V261H72ZM74 263H75V262H74ZM74 263H73V264H74ZM77 263H78V262H77ZM77 263H76V264H77ZM93 263H94V262H93ZM95 263H96V262H95ZM205 263H206V262H205ZM258 263H260V262H258ZM83 264H84V263H83ZM86 264H87V263H86ZM90 264H91V263H90ZM96 264H97V263H96ZM101 264H102V263H101ZM116 264H117V262H116ZM136 264H137V263H136ZM187 264H188V263H187ZM189 264H190V263H189ZM206 264H208V263H206ZM209 264H210V263H209ZM218 264H219V263H218ZM262 264H263V263H262Z\"/></svg>","mask_w":264,"mask_h":264}]
</instances>
